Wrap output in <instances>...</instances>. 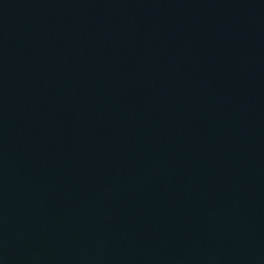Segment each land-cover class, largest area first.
<instances>
[{
  "label": "water",
  "instance_id": "water-1",
  "mask_svg": "<svg viewBox=\"0 0 264 264\" xmlns=\"http://www.w3.org/2000/svg\"><path fill=\"white\" fill-rule=\"evenodd\" d=\"M0 264H264V0H0Z\"/></svg>",
  "mask_w": 264,
  "mask_h": 264
}]
</instances>
